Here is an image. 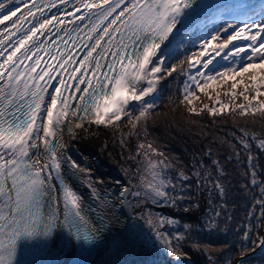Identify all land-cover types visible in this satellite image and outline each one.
Instances as JSON below:
<instances>
[{
    "label": "snow or ice",
    "instance_id": "1",
    "mask_svg": "<svg viewBox=\"0 0 264 264\" xmlns=\"http://www.w3.org/2000/svg\"><path fill=\"white\" fill-rule=\"evenodd\" d=\"M181 49L186 55L180 65L187 63L188 69L181 103L192 105L189 97L211 81L231 80V92L225 95L246 103L230 114H264V2L257 7L241 0H0V264H18L23 243L42 251L60 243L73 250L100 249L110 225L119 221L116 203L101 195L98 185L104 180H93L68 154L65 136L75 140V130H86V124L119 127L125 119L136 129L157 105L158 82L177 71L171 62ZM238 85H243L239 92ZM217 103L222 113L227 105ZM204 108L218 114L216 107ZM189 111L199 114L195 107ZM237 140L247 153L245 175L250 179L244 187H260L254 206L264 220V183L257 178L251 143L264 152V138L242 130ZM137 155L146 158L151 179L142 177L134 188L116 181L121 209L134 207L133 200L177 207L189 198L192 179L197 188L208 185L224 195L220 181L200 171L202 161L191 174L180 170L170 178L166 172L174 164L151 142L138 144ZM235 155L239 160L241 153ZM212 163L222 175L219 161ZM73 178L101 211H85ZM89 212L96 213L98 222ZM220 215L217 210L207 218L206 231L216 228ZM146 223L175 264H192L160 231L175 225V218L149 215ZM249 237L245 231L244 240ZM114 243L117 251L136 252L150 264L155 245L135 225H128ZM193 247L209 253L213 246ZM257 247L264 248V237Z\"/></svg>",
    "mask_w": 264,
    "mask_h": 264
},
{
    "label": "trees",
    "instance_id": "2",
    "mask_svg": "<svg viewBox=\"0 0 264 264\" xmlns=\"http://www.w3.org/2000/svg\"><path fill=\"white\" fill-rule=\"evenodd\" d=\"M185 55V50L181 49L180 54L171 62L177 65V71L158 82L157 105L138 124L139 137L150 141L162 151L172 161L175 170L191 174L193 165L199 166L202 161L204 167L200 171L211 172L212 180L218 179L223 185L224 195L221 197L214 187L202 185L197 188L195 179L190 181L192 186L187 192L189 198L180 203L199 208L205 193L207 206L203 211V221L198 223L193 220L184 230L182 244L204 264H233L238 254H242V246H246L243 253L249 252L253 247L252 242L264 225V220L256 217L260 212L259 206H254L255 199L259 197L258 188L244 187L249 184L250 179L245 175L248 171L247 153L237 140L242 135V130L264 138V114L260 111L253 114L251 110L245 116L230 114L237 104L246 103L241 97L234 99L225 95L231 92V80L227 83L211 81L202 91L197 89L194 97H189L193 101L192 105L187 101L181 103L188 69L187 63L181 66L180 61L185 59ZM180 67L185 69L184 73L180 72ZM236 79L239 80L240 77ZM242 87L243 85H238L236 91L239 92ZM218 101L227 105L222 113ZM204 105L216 107L218 114H209ZM191 107H195L199 114L190 112ZM251 143L260 167L257 178L264 183V152L255 147V141ZM237 151L241 153L239 160L235 155ZM214 160L219 161L223 169L222 175L213 165ZM217 210L221 215L216 217V228L208 232L205 222ZM245 231L250 233L246 241ZM194 244L212 245L209 252L211 260L204 252L195 249ZM243 264H264V254L249 256L243 259Z\"/></svg>",
    "mask_w": 264,
    "mask_h": 264
},
{
    "label": "bare ground",
    "instance_id": "3",
    "mask_svg": "<svg viewBox=\"0 0 264 264\" xmlns=\"http://www.w3.org/2000/svg\"><path fill=\"white\" fill-rule=\"evenodd\" d=\"M118 123L119 127H114L112 125L97 126L95 124H86V130H75L77 133L75 140H70L67 135L65 136V140L69 142L68 154L77 161L81 168L90 172L93 180L98 178L104 180V184L98 185V187L101 195L105 196L110 202L116 201V194L119 191V186L115 183L118 179L111 172H108V170H118L122 176H127L134 181L137 180L139 183H141L142 177L151 179L146 170V158L137 155V139L135 137V132L130 128V125L126 123V119ZM129 157H133V159ZM153 159L155 158L153 157ZM72 183L85 198L84 208L86 212L89 207L96 209L97 212L101 211L98 203L90 197L88 190L83 184L78 183L76 178H73ZM139 204V211L145 219H147L149 215L153 217L157 215L168 217L170 213L178 212L173 207L164 206L162 204L154 205L150 201L141 200ZM104 211L106 212V210ZM114 211L119 217V221L112 223L111 226L121 224L123 219L119 211L116 209H114ZM88 214L94 222H98L96 213L89 212ZM108 215L111 214L109 213ZM147 228L149 229L148 225ZM160 231L167 233V225L160 229ZM261 237H264V233ZM156 244V253L161 252L163 264H175L174 259L165 251L163 241H158L156 239ZM110 246L111 244L109 243H102L100 249L97 250L94 256V262L97 260L99 264H105L103 256L105 257V252ZM69 248L70 246L64 247L62 253L66 252ZM256 250L260 251L264 250V248L256 246Z\"/></svg>",
    "mask_w": 264,
    "mask_h": 264
},
{
    "label": "rangeland",
    "instance_id": "4",
    "mask_svg": "<svg viewBox=\"0 0 264 264\" xmlns=\"http://www.w3.org/2000/svg\"><path fill=\"white\" fill-rule=\"evenodd\" d=\"M130 128H131V126H130ZM132 129V128H131ZM134 132H135V137H136V139H137V145L138 144H140V143H145V144H147L148 142L147 141H142V140H140V139H138V132H137V128L136 129H132ZM109 172V171H108ZM166 175L168 176V177H170V178H174V177H176L177 175H175L174 173H173V171L170 169V170H168L167 172H166ZM176 208V207H175ZM183 211H185V210H183ZM182 213V212H181ZM178 214L179 213H170V215L168 216V217H172V218H175V220L177 221V223L175 224V225H171V226H169V225H167V234H168V238L170 239V235L173 233L174 234V236L175 235H179L180 234V232H179V230L178 229H180L181 227H180V225H179V221H178ZM195 214V213H194ZM172 239V238H171ZM172 241V243L173 244H177L175 241H176V239H173V240H171Z\"/></svg>",
    "mask_w": 264,
    "mask_h": 264
}]
</instances>
